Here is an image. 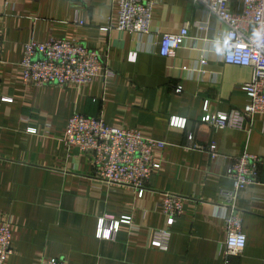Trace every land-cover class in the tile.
<instances>
[{"label":"crops","instance_id":"obj_1","mask_svg":"<svg viewBox=\"0 0 264 264\" xmlns=\"http://www.w3.org/2000/svg\"><path fill=\"white\" fill-rule=\"evenodd\" d=\"M152 1L151 31L116 29L115 0H0V222L12 238L5 264H226L221 191L232 188L233 159L244 152L260 161L257 181L240 190L234 205L247 242L229 264H264V119L240 128L222 126L219 113L243 112L249 67L224 62L226 26L190 0ZM240 11L239 0L230 1ZM194 27L169 56L160 36ZM78 40L101 53L109 77L82 86H25L20 66L30 40ZM111 125L138 127L159 142L154 171L144 188L110 185L95 177L92 155L66 145L74 114ZM214 156L209 153L211 148ZM166 193L184 197L169 227ZM119 222L114 240L101 239L102 217ZM170 230L166 249L150 245L155 229Z\"/></svg>","mask_w":264,"mask_h":264},{"label":"built area","instance_id":"obj_2","mask_svg":"<svg viewBox=\"0 0 264 264\" xmlns=\"http://www.w3.org/2000/svg\"><path fill=\"white\" fill-rule=\"evenodd\" d=\"M119 6L116 29L131 34H149L151 31L152 1L115 0ZM187 12L192 15L196 7L206 10L226 26L224 34L216 32L224 44V62L229 65L249 67L252 79L243 85L247 98L244 111L219 113L218 123L222 126L240 128L245 119L260 115L264 119V0H239L240 11L230 7L232 0H190ZM197 27L208 33L212 25L196 23L193 18L183 21L178 33L160 36L158 52L169 56L170 50L180 38L189 36ZM21 83L25 86L57 87L82 86L96 78L109 77L101 53L88 48L80 41L65 39L30 40L24 44L20 63ZM66 145L77 147L92 155L91 163L95 177L110 185H122L138 190L144 188L154 171L155 148L159 142L138 127L111 125L101 117L72 115L65 127ZM214 156L212 147L209 151ZM261 161L249 152L233 159L230 171L232 188L221 191L222 206L229 208L223 217L226 230L224 241L225 262L243 254L246 236L241 231V214L234 205L240 190L257 181ZM184 197L166 193L162 200L163 214L169 227L183 212ZM119 222L113 216L104 215L99 236L114 240ZM12 233L9 223L0 222V264H5L11 248ZM168 228L155 229L150 245L166 249L169 243ZM40 264H66L55 258H44Z\"/></svg>","mask_w":264,"mask_h":264}]
</instances>
